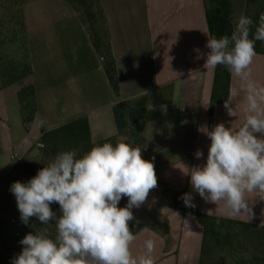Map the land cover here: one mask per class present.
Returning <instances> with one entry per match:
<instances>
[{"label": "crops", "instance_id": "1", "mask_svg": "<svg viewBox=\"0 0 264 264\" xmlns=\"http://www.w3.org/2000/svg\"><path fill=\"white\" fill-rule=\"evenodd\" d=\"M99 1L108 22L119 97L76 11L65 0H22L38 105L30 133L38 128V141L46 131L85 118L92 142L113 137L122 140L114 106L126 107L138 97L171 85L170 102L144 129L142 155L154 163L158 187L150 191L144 205L132 209V231L137 237L132 251L142 254L144 241L153 239L155 264H199L203 229L195 216L176 208V193H192L196 206L191 208L201 213L264 227V200L249 194L255 213L252 221L243 215L231 217L222 204L207 203L194 192L190 177L179 169L181 162L188 166L205 163L210 140L204 128L210 130L221 122L238 127L244 119L242 109L234 118L228 116L224 104H211L216 67L207 68L205 59L198 58L209 51L205 47L210 32L204 1ZM247 1L231 0L233 27L245 15ZM255 51L252 77L264 85V42L257 41ZM243 96L240 80L232 74L229 100L240 105ZM40 119L46 121L43 127L38 124ZM197 149L203 151V159L195 158ZM126 204L124 197L119 207Z\"/></svg>", "mask_w": 264, "mask_h": 264}, {"label": "clouds", "instance_id": "2", "mask_svg": "<svg viewBox=\"0 0 264 264\" xmlns=\"http://www.w3.org/2000/svg\"><path fill=\"white\" fill-rule=\"evenodd\" d=\"M233 24L230 35L208 37L209 51L198 58L205 59L207 68L222 65L239 78L243 101L234 105L225 100L224 108L234 118L242 109L243 122L238 127L221 122L204 128L210 140L205 163L181 162L179 169L205 202L222 204L229 216H247L250 222L255 213L249 194L264 200V85L251 72L255 44L264 42V13L254 34V21L246 15ZM45 123L38 121L40 127ZM194 156L200 160L204 153L197 149ZM157 187L154 163L143 158L141 146L123 139L96 144L83 154L78 149L57 153L27 182L10 186L23 224L35 218L55 227L54 236L48 227L27 233L12 264H155L156 241L146 239L143 253L134 255L137 237L130 225L132 209L144 205ZM124 197L127 204L119 207ZM181 199L186 207L196 206L192 193ZM52 204L59 205V215Z\"/></svg>", "mask_w": 264, "mask_h": 264}, {"label": "trees", "instance_id": "3", "mask_svg": "<svg viewBox=\"0 0 264 264\" xmlns=\"http://www.w3.org/2000/svg\"><path fill=\"white\" fill-rule=\"evenodd\" d=\"M79 15L90 37L91 43L100 58L109 83L116 97L120 96V85L116 62L113 56L107 18L99 0H65ZM210 38L230 35L233 31L231 22V0H203ZM264 12V0H248L245 15L258 23ZM0 43L1 47L16 43L13 56L1 58L2 91L8 105L19 113L18 142L31 131L38 111L33 70L30 63L27 30L23 13L22 0H0ZM232 73L222 65L215 69L211 104L223 105L230 98ZM173 94V87L167 85L151 95H143L130 101L126 107L116 105L113 108L118 137H128L133 146L146 143L144 129L156 121L162 106L168 104ZM38 148L49 152L53 157L65 150L78 149L81 154L96 144L111 142L117 137L92 142L87 119L82 118L56 129L46 131L41 137ZM184 193H176L175 206L187 214L195 216L203 229L202 250L199 264H264V227L236 220L219 218L186 207L181 199ZM53 211L60 214L59 205H51ZM219 221V223H217ZM132 226V223L131 225ZM48 227L55 235L53 225H41L35 218H30L28 225H23L21 235L37 232Z\"/></svg>", "mask_w": 264, "mask_h": 264}, {"label": "rangeland", "instance_id": "4", "mask_svg": "<svg viewBox=\"0 0 264 264\" xmlns=\"http://www.w3.org/2000/svg\"><path fill=\"white\" fill-rule=\"evenodd\" d=\"M17 44L1 47L0 43V264H12L14 256L22 251L19 243L23 238L15 196L10 186L15 181L27 182L38 170L47 165L53 158L49 152L38 148L42 143L37 141L38 128L18 142L19 113L12 109L2 91L1 58L5 60L16 52ZM168 105L165 107L167 110ZM127 143L128 137H122ZM131 144V143H130ZM33 148L27 152V148ZM27 152V153H26ZM5 170H4V169Z\"/></svg>", "mask_w": 264, "mask_h": 264}]
</instances>
